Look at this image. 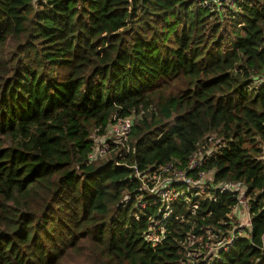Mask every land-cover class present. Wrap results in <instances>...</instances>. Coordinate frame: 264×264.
I'll use <instances>...</instances> for the list:
<instances>
[{
  "label": "trees",
  "instance_id": "16d2710c",
  "mask_svg": "<svg viewBox=\"0 0 264 264\" xmlns=\"http://www.w3.org/2000/svg\"><path fill=\"white\" fill-rule=\"evenodd\" d=\"M204 2L0 0V264H180L237 195L183 224L174 206L153 248L136 174L194 153L254 199L252 231L215 264H264V0ZM115 115L129 140L91 160Z\"/></svg>",
  "mask_w": 264,
  "mask_h": 264
},
{
  "label": "built area",
  "instance_id": "2783aa9c",
  "mask_svg": "<svg viewBox=\"0 0 264 264\" xmlns=\"http://www.w3.org/2000/svg\"><path fill=\"white\" fill-rule=\"evenodd\" d=\"M205 5H210L204 0ZM133 128V118H121L115 115L104 136L97 140L94 151L89 156L91 160L107 157L114 148L124 145L129 140ZM119 153L118 157H123ZM207 162V157L201 154H192L184 168L177 162H168L155 170L146 173L137 172L141 181V188L137 194V206L146 211L155 208L152 224L144 234L147 244L153 248L160 246L168 237L169 221L172 218L174 206L184 205L191 211L189 218L184 215L175 216L176 221L182 224L194 221L197 216L200 201H213V192L237 195V204L227 215V219L220 222L221 229L217 235L213 230L200 228V234L187 238L185 260L180 264H215L221 262V254L228 252L239 239L247 237L252 231L251 202L247 186L240 183H215L214 175L201 170ZM192 200L197 202L190 206ZM197 221V219L195 220ZM195 224V223H194Z\"/></svg>",
  "mask_w": 264,
  "mask_h": 264
},
{
  "label": "rangeland",
  "instance_id": "374dc122",
  "mask_svg": "<svg viewBox=\"0 0 264 264\" xmlns=\"http://www.w3.org/2000/svg\"><path fill=\"white\" fill-rule=\"evenodd\" d=\"M213 4L215 5V7L216 6L221 7L223 5L224 7L222 6L221 8H224L223 9L224 12H226L230 7H233V3L231 2V0H215V2H213Z\"/></svg>",
  "mask_w": 264,
  "mask_h": 264
}]
</instances>
